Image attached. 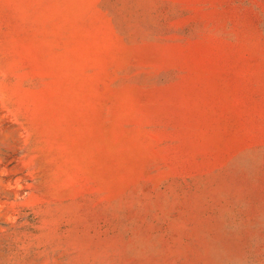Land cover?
Wrapping results in <instances>:
<instances>
[{
	"label": "rangeland",
	"instance_id": "374dc122",
	"mask_svg": "<svg viewBox=\"0 0 264 264\" xmlns=\"http://www.w3.org/2000/svg\"><path fill=\"white\" fill-rule=\"evenodd\" d=\"M0 264H264V0H0Z\"/></svg>",
	"mask_w": 264,
	"mask_h": 264
}]
</instances>
